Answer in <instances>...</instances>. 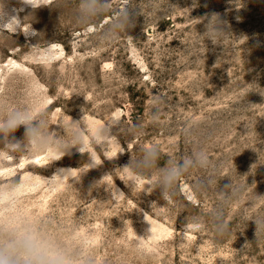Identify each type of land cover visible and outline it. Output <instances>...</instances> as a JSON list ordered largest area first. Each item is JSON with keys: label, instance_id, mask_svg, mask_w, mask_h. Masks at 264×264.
<instances>
[{"label": "rangeland", "instance_id": "374dc122", "mask_svg": "<svg viewBox=\"0 0 264 264\" xmlns=\"http://www.w3.org/2000/svg\"><path fill=\"white\" fill-rule=\"evenodd\" d=\"M78 3L33 10L4 0L0 93L13 105L41 102L52 124L115 116L112 134L126 151L109 161L95 149L100 166L55 184L60 169L80 175L89 156L72 148L54 162L9 161L0 179L29 182L23 216L57 235L88 236L97 264H264V0H131L132 27L115 40L102 36L108 16L81 25ZM213 15L225 33L216 43L205 35ZM30 25L36 35L25 33ZM13 135L22 140L24 128ZM153 144L158 168L197 149L210 165L167 199L125 185L117 168ZM144 181L154 183L155 171Z\"/></svg>", "mask_w": 264, "mask_h": 264}, {"label": "clouds", "instance_id": "9594fccd", "mask_svg": "<svg viewBox=\"0 0 264 264\" xmlns=\"http://www.w3.org/2000/svg\"><path fill=\"white\" fill-rule=\"evenodd\" d=\"M21 3L35 10L47 6L48 0H21ZM4 11V0H0V14ZM131 12V0H119L116 5H113L112 0H79L77 19L87 27L108 16L109 22L104 26L102 36L107 40H115L121 32L132 27ZM219 24L220 20L215 15L207 24L205 35L214 43L225 34ZM25 33L36 35L31 25ZM56 124L62 128L63 135L52 130L51 126ZM118 124L119 120L115 116L99 124L86 122L84 115L80 120L66 115V118L52 124L41 102L13 105L3 102L0 93V144L3 145L0 147V168L7 167L9 161L35 156L58 161L75 148L80 154H87L90 163H86L80 175L72 169H60L59 174L53 175L51 182H62L69 176L79 181L82 174L103 163L95 149H100L109 161L126 151L112 134V129ZM20 127L24 128V136L22 140H17L13 134ZM159 159V146L153 144L144 148L137 160L131 159L127 165L117 169L125 177L122 180L125 185L141 187L146 193H149V189H159L167 199L183 177L195 169L206 170L210 165L204 149L194 150L178 160H170L163 168L157 167ZM154 171L155 182L145 187L144 177H151ZM28 184L22 176L0 179V264H97L96 250L88 236L71 233L57 235L23 216L20 209ZM237 195L239 190H233L232 196ZM228 199L230 197H225L224 202ZM215 227L217 230L227 227L219 214ZM143 241V237H138L137 249H143Z\"/></svg>", "mask_w": 264, "mask_h": 264}]
</instances>
